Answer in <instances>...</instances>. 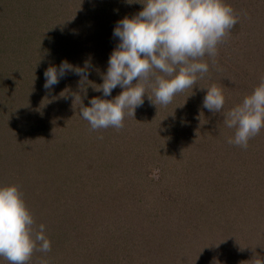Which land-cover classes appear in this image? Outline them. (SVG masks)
<instances>
[{"label": "rangeland", "instance_id": "obj_1", "mask_svg": "<svg viewBox=\"0 0 264 264\" xmlns=\"http://www.w3.org/2000/svg\"><path fill=\"white\" fill-rule=\"evenodd\" d=\"M226 3L239 21L218 45L216 64L204 57L209 72L194 89L159 108L145 95L122 129L92 131L80 104L105 98L102 91L86 85L85 95L71 72L45 89L44 72L90 60L89 80L103 83L117 22L143 5L0 0V185L19 186L52 245L29 264L264 259V129L247 149L228 144L235 130L202 106L201 87L222 88L227 111L264 78V0Z\"/></svg>", "mask_w": 264, "mask_h": 264}, {"label": "clouds", "instance_id": "obj_2", "mask_svg": "<svg viewBox=\"0 0 264 264\" xmlns=\"http://www.w3.org/2000/svg\"><path fill=\"white\" fill-rule=\"evenodd\" d=\"M126 3H140L143 8L117 22L113 36L119 43L110 55L107 71L99 73L103 83L89 80L90 60L83 67L65 60L59 67L50 66L44 72L45 89L59 84L71 72L81 77L79 86L85 95L86 85L102 91L105 98L93 97L89 106H84L83 101L80 104V114L92 131L122 129L125 117H135L136 109L143 106L145 95L159 108L170 104L178 93L194 89L209 72L204 57L216 64L218 45L239 21L226 0H126ZM117 87L123 91L107 99ZM201 89H206L203 108L214 115L221 114L224 125L235 130L234 136L227 137V143L247 149L249 140L264 129V78L241 103L227 111L222 88L211 84ZM72 96L76 109L77 96L75 93ZM51 246L45 225H37L19 186L0 185V257L9 264H29L35 251L47 253ZM252 262L264 264V259L256 255Z\"/></svg>", "mask_w": 264, "mask_h": 264}]
</instances>
